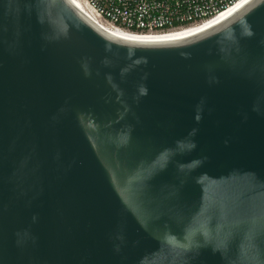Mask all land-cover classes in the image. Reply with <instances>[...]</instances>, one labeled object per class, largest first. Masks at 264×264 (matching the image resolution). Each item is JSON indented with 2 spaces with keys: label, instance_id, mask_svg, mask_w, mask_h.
<instances>
[{
  "label": "water",
  "instance_id": "95a60500",
  "mask_svg": "<svg viewBox=\"0 0 264 264\" xmlns=\"http://www.w3.org/2000/svg\"><path fill=\"white\" fill-rule=\"evenodd\" d=\"M0 264H264V0L174 41L0 0Z\"/></svg>",
  "mask_w": 264,
  "mask_h": 264
},
{
  "label": "built area",
  "instance_id": "2783aa9c",
  "mask_svg": "<svg viewBox=\"0 0 264 264\" xmlns=\"http://www.w3.org/2000/svg\"><path fill=\"white\" fill-rule=\"evenodd\" d=\"M98 22L129 33H164L215 18L243 0H80Z\"/></svg>",
  "mask_w": 264,
  "mask_h": 264
},
{
  "label": "bare ground",
  "instance_id": "6f19581e",
  "mask_svg": "<svg viewBox=\"0 0 264 264\" xmlns=\"http://www.w3.org/2000/svg\"><path fill=\"white\" fill-rule=\"evenodd\" d=\"M250 0H243L228 10L220 13L215 18L200 22L198 24H194L182 29L170 30L164 33H129L127 31H123L121 29H117L111 27L106 24H102L95 20L89 13L84 9V6L80 0H71V2L78 8L82 13L88 16L93 22L101 26V28L108 34L120 38V39H142V40H152V41H174V40H182L189 37L196 36L203 32H206L218 25L219 23L226 20L228 17L232 16L235 12H237L242 6H244Z\"/></svg>",
  "mask_w": 264,
  "mask_h": 264
}]
</instances>
